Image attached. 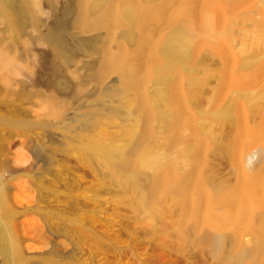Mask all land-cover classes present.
Instances as JSON below:
<instances>
[{
	"label": "rangeland",
	"instance_id": "1",
	"mask_svg": "<svg viewBox=\"0 0 264 264\" xmlns=\"http://www.w3.org/2000/svg\"><path fill=\"white\" fill-rule=\"evenodd\" d=\"M72 1L38 0L31 16L17 17L12 24L0 19V55L13 60L10 69L0 61V189L9 208L8 215L0 209V222H8L24 264H234L227 263L225 255L241 251L249 252L251 264H264V245L258 253L251 251L256 241L264 243L262 224H254L260 235L256 237L244 225L226 228L216 217L209 218L210 224L199 222L200 231L232 235L217 253L193 233L183 238L174 230L179 209L170 207V212L150 218L140 205L139 193L83 150L102 132L116 133L123 125L139 122L131 102L133 89L122 90L120 71L107 72L101 81L95 77L105 52L124 49L132 67H145L137 48L140 34L163 39L186 22L199 36L192 61L203 80L193 97L186 79L180 83L183 103L194 115L192 128L185 123L178 138L164 144L166 129L154 120L147 147L159 152L164 144L166 156L177 157L196 145L190 134L206 122L217 137L229 138L232 128L227 123L214 122L204 114L229 103L237 90L229 84L231 79L254 73L261 77L255 87H264V47L258 60L244 67L241 64L250 54L240 52L246 32L256 24L264 32V0H133L144 19L134 39L124 36L122 26L110 30L112 34L103 28L80 34L69 26V40L84 35L97 37L96 41L57 59L43 35ZM96 14L92 11L89 17ZM204 17L212 20L207 30ZM153 83L149 79L144 85L148 96L153 95ZM260 106L264 109V100ZM263 146L264 137H259L249 149ZM207 156L205 175L237 183L227 158L213 150ZM253 163L254 168L260 167L257 158ZM178 165L182 171L189 167L185 158ZM147 173L140 170L139 175L145 192L150 187ZM196 197L194 191L165 192L163 200L169 206L174 198ZM0 264H5L1 243Z\"/></svg>",
	"mask_w": 264,
	"mask_h": 264
},
{
	"label": "bare ground",
	"instance_id": "2",
	"mask_svg": "<svg viewBox=\"0 0 264 264\" xmlns=\"http://www.w3.org/2000/svg\"><path fill=\"white\" fill-rule=\"evenodd\" d=\"M37 9L38 0H22L20 3L0 0V19L12 24L17 17L31 16ZM92 11L97 14L90 18ZM143 21L133 0H92L89 4L75 0L64 6L43 39L50 45L57 59L68 58L75 50L92 45L97 38L78 35L69 40L66 35L69 26L76 28L80 34L101 28L112 34L110 30L122 26L124 36L134 39L135 30H142ZM211 23L210 17H204L205 30ZM257 25L245 33L246 39L240 52L250 54V58L244 59L242 67L258 60V54L264 47V32ZM174 28L169 35L159 40L146 33L140 34L137 48L140 55L144 56L145 67H132L124 49L105 52L95 77L101 81L107 72L120 71L122 90L125 92L126 88L133 89L131 102L134 111L140 115L139 122L137 125H123L116 133L104 131L90 139L83 150L102 161L123 184L127 183L139 193L140 205L150 218L156 219L157 213L170 212V207L179 209L180 218L173 223L174 230L183 238L193 233L198 242L209 244L213 251L219 253L232 235L225 231H200L199 222L210 224L209 218L216 217L226 228L234 229L242 224L256 237L260 235L255 233L254 224H262L261 229L264 230V146L258 150L249 149L251 143L264 137V109L260 106L264 100V87H255L261 77H255L254 73L251 76L242 75L234 79V82L231 79L229 84L237 90L229 103L204 114L214 122L227 123L232 128L231 136L220 139L212 131L210 123L206 122L194 128V133L190 134L196 145L183 149L177 157H167L163 145L178 138L177 132L182 125L186 123L191 127L193 124L194 115L183 103L185 95L180 89V83L183 78L186 79L193 97L203 82L192 61L198 34L187 22ZM0 61L6 68L13 66L12 58L5 54L0 55ZM149 79L154 81L152 96L144 92V85ZM109 90L110 87H106L104 92L108 93ZM96 114L93 113V116ZM154 120L161 123L167 134L159 152H153L147 147V142L154 135ZM162 133L163 130L160 131ZM212 150L227 158L235 169V185L205 175L207 153ZM180 158H185L189 164L183 171L178 165ZM255 158L260 165L258 168H254ZM256 169L260 172L252 173L251 170ZM140 170L148 172L146 181L150 187L147 192L142 190L139 183ZM191 191L197 196L191 201L174 198L171 205L167 206L163 200L165 192L187 194ZM0 209L8 215L9 208L1 189ZM201 210H204V216L200 214ZM0 243L5 264H24L20 247L7 221L0 222ZM263 245V242L256 241L251 251L258 253ZM248 254V251L228 253L225 260L227 263L251 264L247 261Z\"/></svg>",
	"mask_w": 264,
	"mask_h": 264
}]
</instances>
